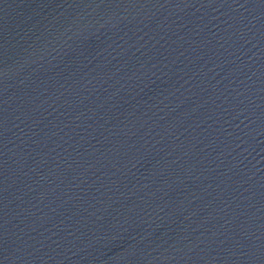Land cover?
Returning <instances> with one entry per match:
<instances>
[{"label": "water", "instance_id": "95a60500", "mask_svg": "<svg viewBox=\"0 0 264 264\" xmlns=\"http://www.w3.org/2000/svg\"><path fill=\"white\" fill-rule=\"evenodd\" d=\"M0 264H264V0H0Z\"/></svg>", "mask_w": 264, "mask_h": 264}]
</instances>
